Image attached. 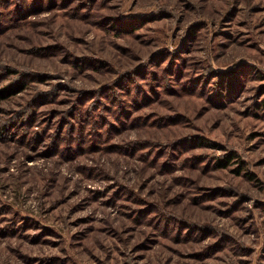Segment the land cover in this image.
<instances>
[{
  "label": "rangeland",
  "instance_id": "1",
  "mask_svg": "<svg viewBox=\"0 0 264 264\" xmlns=\"http://www.w3.org/2000/svg\"><path fill=\"white\" fill-rule=\"evenodd\" d=\"M19 81L0 264H264V0H0Z\"/></svg>",
  "mask_w": 264,
  "mask_h": 264
},
{
  "label": "trees",
  "instance_id": "2",
  "mask_svg": "<svg viewBox=\"0 0 264 264\" xmlns=\"http://www.w3.org/2000/svg\"><path fill=\"white\" fill-rule=\"evenodd\" d=\"M138 24H140V22H139ZM138 24H137V25H138ZM137 25H136V26H133V27H131V28H132V29H136ZM169 69H171V68H169ZM170 71H172V70H170ZM166 72L169 73V70L167 69ZM153 77H154L156 80H158V79L160 78L159 75H157V74H153ZM26 85H27V84H26L24 81H19V82L13 83V84H9L8 86H5V87H3V88L0 89V98H1V99H5V98H9V97H11V96H13V95H16V94H18V93H21L22 91H24V89H26ZM140 93H141V92H138V93H136V94H140ZM140 98H142V99H147V100H148L150 97L147 96V95H143V96H141ZM138 99H139V98H135V100H134V102H135L136 104L139 103ZM93 107H94V105H93ZM89 108H91V107H89ZM119 112H120V113H123V112L121 111V107H120ZM87 114H88V113H84V114H82V113L80 112V115L83 116L84 118L86 117ZM118 115H119V117H121L122 115H123V117H126L128 114L123 113V114H118ZM88 116H89V117H92L90 114H89ZM85 122L88 123V124H92V123H91V120H88V121L86 120ZM125 122H126V120H125ZM92 125H93V124H92ZM69 132H70V131H69ZM190 141L193 142V143H196V144H198V145H201V146H203V145L206 143L205 140L202 139V138H200V137H198V138H192V140H190ZM79 151H80V147L75 148L74 153H77V152H79ZM237 158H238V155H237L235 152H229V153L224 154L223 156H219V157H217V158H216V164H215V165H216V167H218V168H227V167H229V166L232 164V162L234 161V159H237ZM236 171H237L239 174H241V173L243 172V166H242L241 164H239V165L237 166V168H236ZM248 173H249V172H245L244 175L247 176Z\"/></svg>",
  "mask_w": 264,
  "mask_h": 264
}]
</instances>
